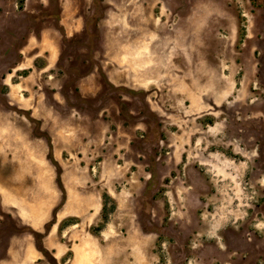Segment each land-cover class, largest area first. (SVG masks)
<instances>
[{"label": "rangeland", "instance_id": "obj_1", "mask_svg": "<svg viewBox=\"0 0 264 264\" xmlns=\"http://www.w3.org/2000/svg\"><path fill=\"white\" fill-rule=\"evenodd\" d=\"M0 264H264V0H0Z\"/></svg>", "mask_w": 264, "mask_h": 264}, {"label": "trees", "instance_id": "obj_2", "mask_svg": "<svg viewBox=\"0 0 264 264\" xmlns=\"http://www.w3.org/2000/svg\"><path fill=\"white\" fill-rule=\"evenodd\" d=\"M107 199H110V197L108 195H106V197H105V200H107ZM114 207H115V204H113L112 208H114ZM103 208L106 209V204L105 203H104Z\"/></svg>", "mask_w": 264, "mask_h": 264}]
</instances>
